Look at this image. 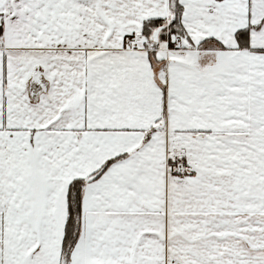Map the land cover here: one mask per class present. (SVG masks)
<instances>
[{"label":"snow or ice","instance_id":"obj_1","mask_svg":"<svg viewBox=\"0 0 264 264\" xmlns=\"http://www.w3.org/2000/svg\"><path fill=\"white\" fill-rule=\"evenodd\" d=\"M0 264H264V0H0Z\"/></svg>","mask_w":264,"mask_h":264}]
</instances>
